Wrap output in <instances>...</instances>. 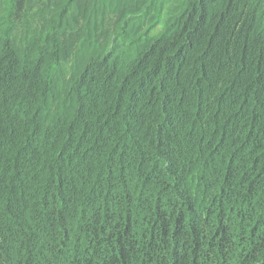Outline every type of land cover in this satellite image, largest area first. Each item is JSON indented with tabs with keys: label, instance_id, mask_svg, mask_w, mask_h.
<instances>
[{
	"label": "trees",
	"instance_id": "1",
	"mask_svg": "<svg viewBox=\"0 0 264 264\" xmlns=\"http://www.w3.org/2000/svg\"><path fill=\"white\" fill-rule=\"evenodd\" d=\"M0 264H264V0H0Z\"/></svg>",
	"mask_w": 264,
	"mask_h": 264
}]
</instances>
